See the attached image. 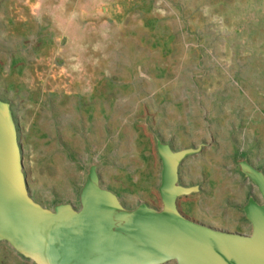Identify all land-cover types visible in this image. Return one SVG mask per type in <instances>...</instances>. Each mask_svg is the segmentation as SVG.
Wrapping results in <instances>:
<instances>
[{
    "label": "rangeland",
    "instance_id": "1",
    "mask_svg": "<svg viewBox=\"0 0 264 264\" xmlns=\"http://www.w3.org/2000/svg\"><path fill=\"white\" fill-rule=\"evenodd\" d=\"M0 99L43 207L80 210L95 167L127 209L161 208L164 143L201 147L179 168L198 188L181 212L247 220L262 201L242 163L264 174V0H0ZM0 264L33 263L0 242Z\"/></svg>",
    "mask_w": 264,
    "mask_h": 264
},
{
    "label": "water",
    "instance_id": "2",
    "mask_svg": "<svg viewBox=\"0 0 264 264\" xmlns=\"http://www.w3.org/2000/svg\"><path fill=\"white\" fill-rule=\"evenodd\" d=\"M157 152L161 208L127 209L100 186L92 167L82 208L65 204L52 211L31 196L14 116L0 99V242L33 264H264V174L242 163L262 201L252 198L243 208L252 232L234 233L179 209L181 196L198 191L179 183L180 165L201 147L174 151L159 143Z\"/></svg>",
    "mask_w": 264,
    "mask_h": 264
},
{
    "label": "crops",
    "instance_id": "3",
    "mask_svg": "<svg viewBox=\"0 0 264 264\" xmlns=\"http://www.w3.org/2000/svg\"><path fill=\"white\" fill-rule=\"evenodd\" d=\"M186 214L188 216H190L191 218H194L195 220L202 222L204 224H208V225H211L213 227L223 229L226 231H230V232H234V233L250 234V233H248V230L249 229L252 230L251 223L248 220H244L242 218V216L238 217V219H236V221H234V222H228V221L225 222L219 218L207 216V215L202 214V213L197 214V213L193 212V213H186ZM167 264H177V262L172 261V262H169Z\"/></svg>",
    "mask_w": 264,
    "mask_h": 264
}]
</instances>
